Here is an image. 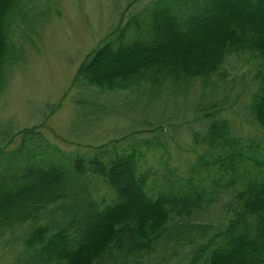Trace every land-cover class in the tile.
Masks as SVG:
<instances>
[{"label": "trees", "instance_id": "obj_1", "mask_svg": "<svg viewBox=\"0 0 264 264\" xmlns=\"http://www.w3.org/2000/svg\"><path fill=\"white\" fill-rule=\"evenodd\" d=\"M34 2L0 0V78L15 24ZM234 55L254 67L250 110L264 130V0H151L73 84L183 89L200 78L215 89L213 76ZM226 104L196 110L203 130L194 131L199 153L187 171L147 158L152 147L72 153L39 127L7 135L0 238L21 240L13 264H264V138L237 132Z\"/></svg>", "mask_w": 264, "mask_h": 264}, {"label": "rangeland", "instance_id": "obj_2", "mask_svg": "<svg viewBox=\"0 0 264 264\" xmlns=\"http://www.w3.org/2000/svg\"><path fill=\"white\" fill-rule=\"evenodd\" d=\"M149 2L35 0L29 5L24 21L15 24L12 59L0 78V145L7 135L39 127L67 152L95 151L98 146L112 153L152 147L147 158L158 154L165 168L187 171L199 153L194 131L203 130L196 110L224 99L236 131L262 140L264 130L252 122L250 110L255 70L244 56L227 58L224 72L212 78L215 89L200 78L183 89L147 85L111 91L73 84L93 51ZM19 141L17 135L10 148ZM22 249L21 240L9 234L0 238V264H13Z\"/></svg>", "mask_w": 264, "mask_h": 264}]
</instances>
